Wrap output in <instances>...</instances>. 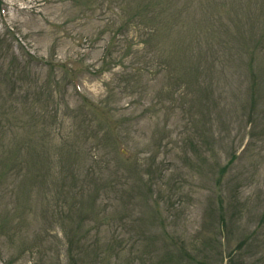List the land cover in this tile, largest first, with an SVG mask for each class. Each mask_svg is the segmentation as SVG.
<instances>
[{"label":"rangeland","instance_id":"374dc122","mask_svg":"<svg viewBox=\"0 0 264 264\" xmlns=\"http://www.w3.org/2000/svg\"><path fill=\"white\" fill-rule=\"evenodd\" d=\"M264 264V0H0V264Z\"/></svg>","mask_w":264,"mask_h":264}]
</instances>
